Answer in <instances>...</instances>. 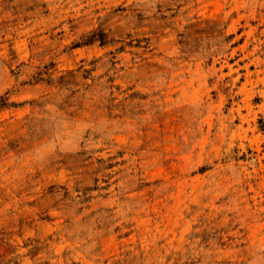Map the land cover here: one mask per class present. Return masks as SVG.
I'll list each match as a JSON object with an SVG mask.
<instances>
[{"label": "rangeland", "instance_id": "1", "mask_svg": "<svg viewBox=\"0 0 264 264\" xmlns=\"http://www.w3.org/2000/svg\"><path fill=\"white\" fill-rule=\"evenodd\" d=\"M0 264H264V0H0Z\"/></svg>", "mask_w": 264, "mask_h": 264}]
</instances>
